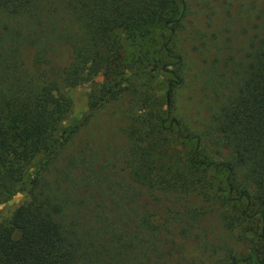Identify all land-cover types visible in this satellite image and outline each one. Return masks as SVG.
I'll list each match as a JSON object with an SVG mask.
<instances>
[{
	"label": "trees",
	"instance_id": "1",
	"mask_svg": "<svg viewBox=\"0 0 264 264\" xmlns=\"http://www.w3.org/2000/svg\"><path fill=\"white\" fill-rule=\"evenodd\" d=\"M154 26L168 33L170 61L152 70L161 104L134 82L143 72L126 76L121 43ZM187 26L197 71L177 45ZM60 42L72 60L54 73ZM99 76L89 116L62 128L63 90ZM190 82L209 112L197 128L180 104ZM107 107L120 151L89 128ZM23 190L0 223V264H264V0H0V204Z\"/></svg>",
	"mask_w": 264,
	"mask_h": 264
},
{
	"label": "rangeland",
	"instance_id": "2",
	"mask_svg": "<svg viewBox=\"0 0 264 264\" xmlns=\"http://www.w3.org/2000/svg\"><path fill=\"white\" fill-rule=\"evenodd\" d=\"M247 1V0H244ZM197 27L192 25L191 27L195 29L199 28L205 32L203 24ZM187 26V33H181L180 40L177 45L182 46L183 50L187 53L190 64L192 68L197 71L200 67L202 57L192 51L189 53L186 51L190 47H193V37L191 36V29ZM167 31L161 27H152L149 34L144 39L129 40L124 36H121L122 43V52L123 56L129 67L127 70L126 76L132 78L134 74H139L140 77L137 78L134 82L137 84L143 85L144 89H147L149 94L156 98L158 102L163 103L165 95V77L162 75H154L153 65L155 61H158L159 65L165 62H169L166 53L163 50V44L167 41ZM181 43V44H180ZM175 44V43H174ZM171 45V44H170ZM173 45V44H172ZM23 64L24 68L29 72L33 71V61H34V50L32 48H25L23 52ZM49 67L51 70L57 72L63 71L66 68L71 60L72 53L68 45L63 42L56 44L55 52L48 56ZM148 73V74H145ZM191 73V76H193ZM55 75V74H54ZM54 75H51L50 78H53ZM102 81V76H99L95 79V83L90 85H80L74 88L64 89L63 92L70 98L72 105L65 119L61 123V127L65 128L74 123L80 124L89 116V95L92 90L97 86V83ZM205 101V95L197 86L196 82H190L188 92L183 96V100L180 102L181 108L184 111L182 116L186 119L188 125H191L194 128L208 117V108L203 102ZM206 104V103H205ZM188 116H187V115ZM116 122V123H115ZM117 120L113 109L110 107L101 108L93 112V116L89 122V128L101 127L104 129L103 142L111 143L117 151L122 150L125 147V142L122 135L117 132ZM100 139L96 136L94 140L98 141ZM116 151V150H115ZM114 153V150L110 152ZM39 157L34 161L37 162ZM28 199V194L26 190L18 192L7 202L0 204V223L8 222L15 210L22 204H24ZM145 200H148V197H144ZM201 202L198 198H194L186 206L194 207L199 206ZM150 206L154 208L156 214V221H159L162 217L159 206H156L154 203H150ZM152 208V209H153ZM215 229V225H214ZM180 243H186V240L183 237L177 238ZM189 252L196 253L195 245L193 243H186ZM235 249L238 253H245L248 251V245L245 241L240 240L235 244Z\"/></svg>",
	"mask_w": 264,
	"mask_h": 264
}]
</instances>
